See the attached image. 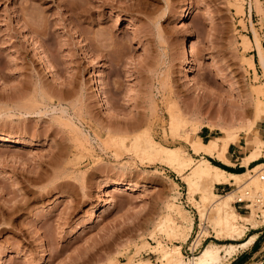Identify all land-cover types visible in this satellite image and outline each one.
Instances as JSON below:
<instances>
[{"label": "rangeland", "instance_id": "1", "mask_svg": "<svg viewBox=\"0 0 264 264\" xmlns=\"http://www.w3.org/2000/svg\"><path fill=\"white\" fill-rule=\"evenodd\" d=\"M105 2L0 0V264H120L130 256L161 263L162 245L180 244L192 260L210 241H239L217 237L211 220L201 223L181 175L150 159L135 136L150 130L199 158L188 132L211 141L218 122L255 118L264 70L246 59H254L255 31L264 48V0L251 10L250 0ZM191 39L193 68L185 71ZM98 84L111 108L94 94ZM173 104L185 119L176 130ZM260 127L240 128L230 152L245 155L253 137L264 140ZM6 136L22 143H3ZM250 173L259 178L261 169L243 180ZM121 178L136 189L109 185ZM176 204L194 220L186 238L164 226L168 213L180 221L170 209ZM256 217L246 235L257 231V239L226 264H264V219Z\"/></svg>", "mask_w": 264, "mask_h": 264}, {"label": "bare ground", "instance_id": "2", "mask_svg": "<svg viewBox=\"0 0 264 264\" xmlns=\"http://www.w3.org/2000/svg\"><path fill=\"white\" fill-rule=\"evenodd\" d=\"M104 2L105 0H101L100 5H103ZM93 3L94 0H92V4ZM260 7V0H254L253 3L252 0H250V10L253 8L260 9ZM243 36L244 39L242 44L243 47L247 49L250 47L252 41L248 37V35L244 34ZM255 45L258 48L260 65L264 69V48L261 42V38L256 31ZM195 49L196 44L192 39L188 41V44L184 47V56L188 62L185 71L191 70L193 68L190 58ZM41 57L40 59H42ZM246 61L249 62L254 68L255 72H257L254 59H252L251 57H247ZM47 67L51 68L49 64H47ZM99 82H101V78L97 79V83ZM94 90V94L99 97L101 104L106 108L109 107L110 105H108V101L103 95L99 84L95 87ZM254 91L257 92L258 97L256 103V115L253 120H239L240 122L237 125L218 122V129L221 131V133L215 136L211 141L192 138L191 135L188 134L189 132L185 135V139L189 143L190 147L194 150L195 153L201 155L199 158H195L191 154L187 153L182 147L168 146L154 139L152 134L150 133V130L145 131L144 133L142 132V134H138L135 136V138L138 140L139 146L146 152L147 156L150 159H153L155 162L158 161L165 164L173 171L181 175V177L187 184V197H189L191 201H194L201 223L205 224L207 220H211V224L216 231L217 237L233 238L239 241L230 243H218L215 241H210L192 260H186L183 258L182 252L180 250V244H176V247H166L165 245H162L160 246L163 258L161 263H155L149 259L135 261V258L133 256H130L126 261H120V264H226L231 261L233 255L236 254L239 249L248 248L251 242L257 239V236L259 234V232L257 231L246 235L247 230H249L250 228H256L259 225V219L256 217L255 212H252L250 215L241 214L233 205L232 200L234 199L233 197H235L234 195L237 194L238 188L242 189V187L246 184H248L250 187L249 183L254 184V187L255 184H257L258 189L261 188L262 191H264V180L260 179V177L258 178L256 174L250 173L251 175L247 179L243 180V178L248 175V172H250V170H255L256 173L260 169L262 171L264 162H258L252 167L249 164L251 161L257 160L262 156V154L260 153V147L264 144V140L259 136H255L253 137V139L247 142L248 148H250V150L246 152L245 155H243L240 159L241 164L247 167V170H243L240 172L226 170L225 168L212 162L206 156L209 155L215 157L221 162L228 165L235 164V162L232 161L231 158L226 156V153L229 150L230 144L233 142H237V140L239 139L238 130L242 128L245 134H250L258 121L264 119V98H261V95L264 96V81L260 84L258 83L257 86L254 87ZM111 107L112 106H110V108ZM169 111L171 124H173L171 127L174 130L175 127H178L180 124L185 122L183 111L176 104L172 106ZM199 127L200 125L197 124L195 127L191 128L192 133H197ZM108 131L112 132L113 135L114 133H116V131L113 132L111 128ZM118 137L120 138L119 135ZM124 137H121L120 139L122 142L125 141ZM3 140V143L7 144L22 143V141H20L19 139H13L12 137L7 136L4 137ZM226 183L234 184L238 188L231 189L224 193H217L215 191L217 184ZM109 185L113 186L115 190H121L124 188L129 190L136 189L135 184L125 181L124 178L112 181ZM196 193L200 194V199H197L195 197ZM208 202L211 204V211L206 208V204ZM170 209L175 211V213H177L181 219L180 221H177L174 216H169L170 214L168 213L166 215L165 225L163 224L166 227L165 229L168 232H175L176 229H182L184 232V238L188 237L189 232L194 224L192 216L187 215L186 212L183 211L184 208H181L179 204L170 206ZM262 219H264V213ZM198 237L195 238L194 243L200 242ZM109 264H114V260H111Z\"/></svg>", "mask_w": 264, "mask_h": 264}, {"label": "built area", "instance_id": "3", "mask_svg": "<svg viewBox=\"0 0 264 264\" xmlns=\"http://www.w3.org/2000/svg\"><path fill=\"white\" fill-rule=\"evenodd\" d=\"M260 159H264V154L263 156L258 158L257 161H259ZM263 162L264 161H262L261 163ZM262 169L263 170L261 171L262 174L260 173V179L264 180V167ZM232 203L234 204L237 210H240L242 212L255 211L257 216L263 217L264 191L255 189L253 187L243 186L242 189L238 188L237 194L235 195L234 201Z\"/></svg>", "mask_w": 264, "mask_h": 264}, {"label": "crops", "instance_id": "4", "mask_svg": "<svg viewBox=\"0 0 264 264\" xmlns=\"http://www.w3.org/2000/svg\"><path fill=\"white\" fill-rule=\"evenodd\" d=\"M254 49V53H253V57H254V62H255V64H256V67L258 66L259 68H261L262 66L258 63V65H257V61H258V56H259V52H258V48H257V46L255 45V47L253 48ZM264 70V69H263ZM261 127H260V130H263L264 131V119H262L261 121ZM253 131V130H252ZM230 147V146H229ZM231 148V147H230ZM230 150L231 149H229L228 150V152L226 153V156L227 157H229V155H231V160L233 161V160H235V164L234 165H228V164H226V165H228V166H230V167H233V168H237L236 166H238L239 168H243V167H245V166H243V164H241V162H240V159H241V157L243 156H239V155H237V150L236 149H233L232 150V152H230ZM239 151V150H238ZM230 158V157H229ZM258 162H260V161H257V160H253V161H251L250 162V164L249 165H252V166H254L255 164H257ZM223 163V162H222ZM225 164V163H224Z\"/></svg>", "mask_w": 264, "mask_h": 264}, {"label": "trees", "instance_id": "5", "mask_svg": "<svg viewBox=\"0 0 264 264\" xmlns=\"http://www.w3.org/2000/svg\"><path fill=\"white\" fill-rule=\"evenodd\" d=\"M215 164L225 168L226 170H229V171H233V172H240L242 171L241 169L242 168H233V167H230L224 163H222L221 161H215V160H212Z\"/></svg>", "mask_w": 264, "mask_h": 264}]
</instances>
